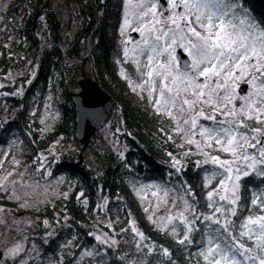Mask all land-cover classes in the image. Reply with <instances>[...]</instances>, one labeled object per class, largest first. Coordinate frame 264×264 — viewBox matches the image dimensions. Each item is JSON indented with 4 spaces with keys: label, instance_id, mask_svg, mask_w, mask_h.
<instances>
[{
    "label": "trees",
    "instance_id": "obj_1",
    "mask_svg": "<svg viewBox=\"0 0 264 264\" xmlns=\"http://www.w3.org/2000/svg\"><path fill=\"white\" fill-rule=\"evenodd\" d=\"M11 1L8 29L0 47V101L13 112L5 122L0 120V146L15 141L23 144L27 163L36 170L42 164L41 154L60 143V151L46 166H50L51 178H62V192L67 193V198L63 195L34 214L30 238L38 251L36 264H71L83 250L93 253L89 264H203L197 253L206 242V233L216 225L197 220L192 243L180 245L169 232L149 222L134 197L135 185H159L183 196L200 215L206 214L205 176L211 168L197 166L195 157H182L169 139V120L153 112L144 95L119 75L122 40L117 23L122 0H66L80 18L79 29L71 37L64 34L56 0ZM238 2L264 25V0ZM58 47L64 48L68 59L80 62L64 67ZM16 69L19 76L11 83L7 78ZM84 75L112 97L108 121L114 122L116 141L124 151L102 145L101 130L85 149L75 139L72 97L79 93ZM19 89L24 91L22 96L17 94ZM47 101L59 117L52 129L43 133L39 114ZM173 157L180 164H175ZM241 183L239 204L244 209L242 215L247 216L253 194L264 193V177L251 173ZM102 203L107 216L115 214L122 224L134 223L143 233L139 249L128 248L122 241L111 246L96 240L93 220L104 216L99 209ZM124 233L126 238L137 237L129 228ZM67 241L74 245L70 253L63 248ZM164 249L169 256L163 255Z\"/></svg>",
    "mask_w": 264,
    "mask_h": 264
},
{
    "label": "snow or ice",
    "instance_id": "obj_2",
    "mask_svg": "<svg viewBox=\"0 0 264 264\" xmlns=\"http://www.w3.org/2000/svg\"><path fill=\"white\" fill-rule=\"evenodd\" d=\"M124 7L121 35L129 28L140 34L133 48L125 47V57L129 51L137 53L132 60L139 70V57L147 54L143 64L147 69L143 73L147 77L145 83L133 86L129 81L130 86L143 91L147 84L150 102L152 93L158 91L154 110L172 119L173 131L181 135L184 143L196 147L197 152L192 154L204 157L203 161H197V166L211 163L219 169L205 176L206 188L212 179L222 176L207 192L210 214L196 215L195 208L184 200L181 211L158 219L167 224L179 220L184 226L182 237L178 236L175 226L171 234L180 245L192 243L190 234L197 220L216 225L206 233V242L197 253L203 264H248L249 261L264 264V255H260L264 254V193L253 194L247 216L242 215L244 209L239 204L241 177H248L251 172L264 177V25L254 22L238 0H124ZM176 45L185 50L191 61L182 72L174 67ZM165 53L168 58L161 61L159 57ZM240 83L248 85L250 91L246 95H237ZM237 100L241 101L239 106L235 104ZM200 120L211 121L213 126L198 124ZM196 136L199 139H195ZM205 149L231 158L222 159ZM173 159L175 164H180L175 157ZM11 175L8 172L0 177V189ZM64 195L67 198V193ZM152 195L157 196V192ZM167 195L165 190L164 197ZM189 212L192 220L186 215ZM44 224L47 227L48 221ZM167 224L158 227L164 231ZM130 227L140 240L145 239L134 223H130ZM245 237L252 242L251 247L243 243ZM96 240L108 242L107 237L99 235ZM111 243L117 242L112 240ZM22 250V244L17 243L8 249V255L15 257ZM148 251L151 253L152 248ZM163 255L169 256L167 249L163 250Z\"/></svg>",
    "mask_w": 264,
    "mask_h": 264
},
{
    "label": "rangeland",
    "instance_id": "obj_3",
    "mask_svg": "<svg viewBox=\"0 0 264 264\" xmlns=\"http://www.w3.org/2000/svg\"><path fill=\"white\" fill-rule=\"evenodd\" d=\"M13 3L14 2L11 0H0V47L2 45L5 33L8 29L7 10L9 9V7H11V5H13ZM56 9L59 11L58 13L60 14L63 22L62 24L64 34H66L68 37L73 36L80 26V18L77 15V11L70 7L66 0H56ZM121 10V16L117 23V32L122 40L121 59L118 61L119 75L127 80L129 86V81H132L133 86L137 84H144L147 77L144 76L143 73H145L147 69L143 67V64L147 60V54L145 53V55L139 57L141 62L139 70L137 68V65L133 63L132 60V57L134 55H137V53L129 51L128 57H125V47H127L128 49L133 48L134 42L140 40V34L139 32H134L131 28H129L123 36L121 35L120 28L123 22L125 11L124 0H122ZM248 14L254 22L259 23L249 12ZM132 33H136L137 37L132 36ZM126 40L130 42L125 44L124 41ZM58 48L64 57V67L72 68L78 62H80V59H68L66 56H64V48ZM178 50H182L186 54L183 48H181L179 45H176L175 51L173 53L175 57ZM88 53L89 48L86 49L85 54ZM167 58V53H165L164 56L159 57L161 61H166ZM174 67L178 68L182 72V70L179 68L177 60H175L174 62ZM18 76L19 70L16 69L10 73L7 79L8 81H11V83H13ZM156 83L158 88L159 79H157ZM244 84L246 83H240L239 88L237 89V95H246L247 92L250 91L249 87L246 93L241 91L240 87ZM133 86H130L131 89H134ZM135 91L138 94L144 95L151 110L157 113L154 110L153 103L155 99L159 97V92L156 91L152 93V102H150L147 84H145L143 91H141V89L139 88H136ZM23 93V89H19L17 94L19 96H22ZM240 103V100L235 101L236 106H239ZM205 110L208 111V109ZM12 112L13 111L8 108L7 104L4 103L3 100H1L0 120L2 122H5L11 116ZM159 115L169 120L171 124V141L180 149L182 157H195L196 163L197 161H203L204 157L202 155L192 154L197 152L196 147L194 145L184 143L181 135H177L173 131V129L175 128V124L173 123L172 119L164 114ZM58 117L59 113L56 108L47 101L46 104L41 108L39 114V121L42 132L45 133L51 130ZM219 118L220 117H218V119ZM113 124V121H107V123L100 131L99 140L102 145H105L114 151L118 150L122 152L124 151V147L116 141V134L114 132ZM198 124H202L208 127L213 126L212 122L207 120H200L198 121ZM195 139H199V136H196ZM181 144H183V147L179 146ZM61 147L62 146L60 145V143H58L50 148L46 153H42L41 166L37 167L36 170H31L27 163L26 149L23 144L15 141L14 143H10L6 146H0V161H3V163L0 164V177L7 175L8 172L12 173V175L8 176V179L4 181V188L0 189V209H3V212H0V219L3 220V223H0V251L2 252L0 264H24V262H26V264H30L31 262V264H36L38 251L36 250V247L30 238L33 235L32 231L34 214L46 205H53L61 196L65 194L62 192V178H51L50 166H46L47 161L51 157L56 155L57 152L60 151ZM205 151L210 152L212 155H219L222 159L231 158L227 154L214 151L213 149H205ZM186 152L190 154L185 155ZM84 156H88L87 152L84 153ZM202 165H208L211 168V172L219 171V169H216L211 163ZM251 173L256 174L255 172ZM221 178L222 176H217L212 179L210 186L206 188L207 192L215 187L218 184L219 179ZM243 178L245 177L242 176L241 180L239 181L240 185L242 184L241 182ZM165 190H167L168 192L167 197H164ZM153 192H157V196H153ZM13 193H15V196H13ZM16 197H18V199ZM134 197L146 218L158 229H160L158 225L167 224L166 221H161L158 218L166 217L169 214L175 215L177 212L181 211L184 208V200H187L183 196L172 190H168L154 184L135 185ZM24 204H26L27 206L22 207L21 205ZM188 204L191 205L189 201ZM99 206V209L103 211L104 203L100 204ZM146 208L148 209L147 212L145 211ZM253 211L258 210L253 209ZM211 212L212 209L208 208L206 214H210ZM103 214L104 216L102 214L95 216V219L93 220L96 221L93 222L95 237L97 235L101 236L102 238L107 237V244L111 246H116L120 241H122L124 246H127L128 248L132 247L136 251L137 244H139V237L129 236L126 238L124 233L126 228H129L132 231L130 224H122L120 220L117 219L115 214H111L112 216H107L105 214V211H103ZM186 215L188 216L189 220L193 219V216L190 214V212L186 213ZM196 215L199 216L200 214L196 211ZM149 216H151L152 219H149ZM232 219H234V217ZM206 223L209 224V222ZM173 226L177 228L178 236L182 237L184 226L180 224L178 219L174 220L171 224H167L165 230L171 234V229ZM195 227L196 223L193 225L194 229ZM238 231L239 229L237 228V233ZM192 233L190 234V237ZM112 240H115L117 243L112 244ZM17 243L22 244L23 250L15 257L8 255V249L14 247ZM243 243L247 247L252 246V242L248 240L247 237L243 238ZM63 248L66 253H70L74 248V245L72 241H67L64 243ZM87 252L88 251L84 250L80 251V254L77 256V258H75L74 261L71 262V264H89V256L85 255V253ZM238 259L242 260L243 258L239 257ZM248 264H254V262L249 261Z\"/></svg>",
    "mask_w": 264,
    "mask_h": 264
},
{
    "label": "water",
    "instance_id": "obj_4",
    "mask_svg": "<svg viewBox=\"0 0 264 264\" xmlns=\"http://www.w3.org/2000/svg\"><path fill=\"white\" fill-rule=\"evenodd\" d=\"M132 36L137 37L136 33H132ZM176 60L182 71L191 63L182 50L177 51ZM79 88L80 92L72 97L76 111L75 139L85 149L92 136L109 120L113 110V99L95 81L85 75L79 82ZM240 89L246 93L248 85L244 84ZM1 257L0 251V260Z\"/></svg>",
    "mask_w": 264,
    "mask_h": 264
}]
</instances>
